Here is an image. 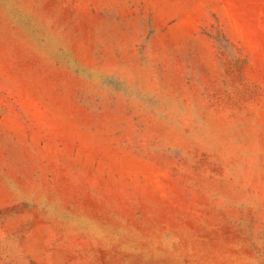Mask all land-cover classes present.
Instances as JSON below:
<instances>
[{"label": "rangeland", "instance_id": "374dc122", "mask_svg": "<svg viewBox=\"0 0 264 264\" xmlns=\"http://www.w3.org/2000/svg\"><path fill=\"white\" fill-rule=\"evenodd\" d=\"M0 264H264V0H0Z\"/></svg>", "mask_w": 264, "mask_h": 264}]
</instances>
